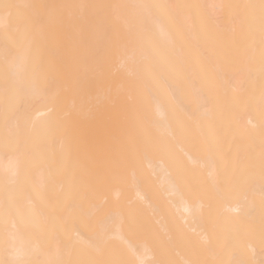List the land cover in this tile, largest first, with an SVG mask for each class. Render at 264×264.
Here are the masks:
<instances>
[{"label": "bare ground", "instance_id": "bare-ground-1", "mask_svg": "<svg viewBox=\"0 0 264 264\" xmlns=\"http://www.w3.org/2000/svg\"><path fill=\"white\" fill-rule=\"evenodd\" d=\"M0 264H264V0H0Z\"/></svg>", "mask_w": 264, "mask_h": 264}]
</instances>
